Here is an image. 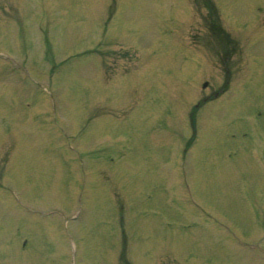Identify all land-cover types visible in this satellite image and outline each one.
Segmentation results:
<instances>
[{
  "label": "rangeland",
  "instance_id": "374dc122",
  "mask_svg": "<svg viewBox=\"0 0 264 264\" xmlns=\"http://www.w3.org/2000/svg\"><path fill=\"white\" fill-rule=\"evenodd\" d=\"M57 1L0 0V6L6 7L0 10V34L4 35V26H18L21 20L36 24L44 15L47 19L48 13H53L60 2L65 6L59 22L66 36L60 51L45 61L31 57L30 66L26 63L25 67L24 86L18 87L11 80L14 76L10 75V67L0 68L2 76L6 75L0 78L3 83L0 88L10 81L15 83L10 87L13 90L18 87L12 93L17 104L32 100L30 104L34 106L46 98L51 106V144L46 150L49 156L43 151L41 166L36 165L35 177L29 181L35 187L31 190L30 186L27 193L19 188L12 192L15 200L29 206L20 217H35L36 211L44 208L49 220L48 238L34 230L29 238L23 239L22 246L28 249L23 259L18 256L9 262L2 258L0 264H124L117 261V251L124 245L126 257L133 264H264V201L258 202L259 207L253 201V195L264 193V175L250 156V148L264 149V43L259 50L251 48L255 45L253 39L264 42L263 26L262 30L255 28L250 33L246 27L243 37L232 34L233 43L229 45L232 59L224 61V65L220 63L219 50L208 48L197 39L195 32L202 26L197 25L199 22H190V8L184 5L181 11L178 7L169 8L168 13H162L164 19L179 12L180 24L190 22L188 33L193 32L197 39L194 44L190 40L180 42L189 55V59L182 61L178 52H171L178 44L182 29L160 21L163 8L156 2L159 0H118L112 31L117 37L133 39L129 33L131 25L142 26L144 32L138 36L137 43L145 49L152 42L159 47L161 58L155 64L158 73H168L169 68H174L173 74L163 76L161 93L156 92L154 103L144 106L159 108V116L151 117L150 121L142 119L137 127L135 110L116 106L122 94L112 96L114 105L94 104L95 78L90 69L94 56H77L96 49L102 41L96 35L84 38L88 33L82 34V30L93 22H89L90 13L98 10L97 24L99 28L103 26L106 0ZM252 2L219 0L218 6L233 25H238L242 19L251 17ZM254 21L256 25L260 22L258 18ZM254 21L251 22L255 24ZM54 34L56 39L64 35L63 32ZM251 35L255 37L251 39ZM0 38L2 50L8 42ZM110 40V48L117 53L112 60L109 58L112 70L122 69L126 60L120 54L126 50H119L114 37ZM249 43L253 44L250 48ZM127 45L132 44L127 42ZM110 48L108 52H112ZM155 51L154 55L157 48ZM182 67V74L186 76L176 72ZM204 81H208L206 89L202 88ZM222 87L228 91L223 96L218 92ZM216 92L222 100L213 96ZM209 94H212L211 101L200 103L195 111L194 103ZM1 100L5 106L6 101ZM168 104H173L169 126L161 125L151 131L149 126L163 117L170 107ZM190 111L195 113L194 130L188 118ZM15 114L0 113L12 121L16 119ZM250 117L256 134L248 126L241 128L236 123L238 120L248 123L245 120ZM3 129L7 131L6 127ZM12 131L7 132L8 142L0 139V146L2 142L7 146L0 153L1 180L6 179L18 143L22 141L18 142L20 134L15 135L13 127ZM241 132H246V136H241ZM40 139V136L34 139L32 145L41 142ZM177 145L179 156L187 159L189 170L185 171V177L190 176L191 193L183 182L182 159H178L177 168L168 162ZM84 169H90V179L83 174ZM110 183L115 185L114 193L120 194L119 201L125 204L123 212L111 200L114 193L110 192ZM172 184L169 190L167 186ZM8 256L14 254L8 253Z\"/></svg>",
  "mask_w": 264,
  "mask_h": 264
}]
</instances>
